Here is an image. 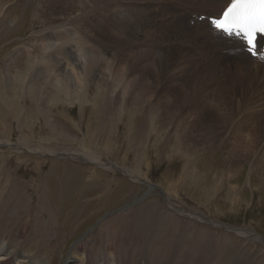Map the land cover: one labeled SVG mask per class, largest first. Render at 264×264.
Here are the masks:
<instances>
[{
    "label": "rangeland",
    "instance_id": "obj_1",
    "mask_svg": "<svg viewBox=\"0 0 264 264\" xmlns=\"http://www.w3.org/2000/svg\"><path fill=\"white\" fill-rule=\"evenodd\" d=\"M147 1L0 0V230L41 231L34 238H52L40 249L57 255L54 264H63L90 230L84 244L91 242L93 257L102 256L111 238L120 255L139 254L146 245L178 251L196 245V264H229L218 261L223 255L238 264H264L258 243L264 241V84L255 77L264 62L196 44L198 33L186 26L194 28L189 20L197 13H213L207 0H196L194 8V0ZM167 7L186 11L185 23L168 24ZM118 17L126 20L119 27ZM50 34L60 37L51 44ZM61 44L82 72L61 56ZM54 51L70 79L49 70L52 62H37ZM93 59L98 76L88 87ZM30 61L48 68L52 79L23 80ZM65 82L76 94L58 93ZM30 86L40 101L29 98ZM16 97L22 104L14 106ZM24 142L84 151L114 168L14 152L27 148ZM176 211L249 230L261 241Z\"/></svg>",
    "mask_w": 264,
    "mask_h": 264
},
{
    "label": "bare ground",
    "instance_id": "obj_2",
    "mask_svg": "<svg viewBox=\"0 0 264 264\" xmlns=\"http://www.w3.org/2000/svg\"><path fill=\"white\" fill-rule=\"evenodd\" d=\"M106 1V0H105ZM108 1V0H107ZM112 1V0H111ZM115 1H118V0H115ZM121 1V0H120ZM150 1V0H148ZM147 1V2H148ZM155 1V0H154ZM134 2V1H133ZM158 2V1H157ZM196 0L193 1L191 7L195 6L196 4ZM231 2V0H207L206 3H209L210 5H208V7H212V11L213 13L215 12V15L213 13H208V14H213V15H208L206 14L205 16H207V19H204L202 21L199 20V18L202 16V15H198L199 13L196 14V17L194 19H190L189 22H194V28H190L188 26H186L187 29H193L195 32H197L198 34H196V37L194 35L195 38H193V40L196 42V44L198 43H203L205 44L206 46L208 47H215V48H221V54H222V51H223V54L225 55H229L230 57H239L240 60L241 59H245L243 56H246V59H249L250 60V57L245 53V47L241 45V40H239L237 38V42L233 41V37L232 38H229V37H226L224 36L223 34H218V33H215L211 28H210V18H217L220 14H222L223 10L227 7V5ZM106 3V2H105ZM113 3V2H112ZM198 3V2H197ZM77 4V3H76ZM75 4V5H76ZM189 4V3H188ZM86 5V4H85ZM114 7H120L121 6V2H118V3H114ZM199 5V4H198ZM64 6V5H63ZM73 6V4H72ZM87 6V5H86ZM111 6V5H110ZM202 6H205V3H202ZM62 7V6H61ZM67 7V6H66ZM74 8V7H73ZM80 8V7H79ZM161 8H164V6H162ZM160 8V9H161ZM188 8V7H187ZM62 9V8H61ZM69 9V8H68ZM110 9V8H109ZM108 11L111 13L114 12L116 9L114 8L113 10H109ZM168 11L166 12V21L168 24H171L173 21H176V22H180V23H185V20H181V15L186 13V11L184 10H181L180 8L178 7H174V8H171L170 7H167L166 8ZM73 10V9H72ZM71 10V11H72ZM75 11L76 10V7L74 9ZM73 10V11H74ZM159 10V9H157ZM2 11V10H1ZM66 11V10H65ZM69 11V10H68ZM74 11V12H75ZM79 12V11H78ZM81 12V11H80ZM198 12V11H197ZM200 12V11H199ZM116 13V12H115ZM72 14V13H71ZM194 14V13H193ZM202 14V13H201ZM67 15V14H66ZM65 16V14L63 15ZM81 16V15H80ZM159 18V17H157ZM110 19V18H109ZM126 20L125 19H120V17H118V21L116 22L117 23V26L119 27V25L121 26V24L123 22H125ZM153 24V23H152ZM129 25V24H128ZM154 26V25H153ZM183 26V25H182ZM184 28V27H183ZM184 30V29H183ZM57 31V30H56ZM132 33H133V30H131ZM193 31V32H194ZM68 32V31H67ZM173 32V31H172ZM185 32V31H184ZM183 32V33H184ZM56 33V32H55ZM180 33V32H179ZM187 33V32H185ZM184 33V34H185ZM189 33V32H188ZM51 35V34H50ZM68 35V34H67ZM191 35V33H190ZM76 36V35H75ZM137 36V34H136ZM175 36V35H174ZM182 36V35H180ZM187 36V35H186ZM56 37H60V36H56ZM73 37V36H72ZM176 37V36H175ZM191 37V36H190ZM58 38H55L53 35L49 36L48 37V41L49 43H54V41ZM69 38V37H68ZM184 40V39H183ZM69 41L72 43V44H76L78 43L79 45V41H76L74 38H71L69 39ZM62 42V41H61ZM60 42V43H61ZM183 42V41H182ZM186 42V41H185ZM66 44V43H65ZM71 44V47L74 46ZM204 45V46H205ZM62 46V44H61ZM201 46L203 47V45L201 44ZM53 47V46H52ZM63 47V46H62ZM61 47V48H62ZM66 47V46H65ZM79 49V46H76L75 48ZM206 47V48H208ZM64 48V47H63ZM58 49V48H57ZM65 49V48H64ZM68 48H66L65 50H63L60 54L61 56H64V57H67V60L69 58V62L71 63V65H74V69H76L77 72L81 71L82 72V66L80 64H78V62L76 63V58L74 57V55H72L70 53V51L67 50ZM82 49V48H81ZM45 50V49H44ZM59 50V49H58ZM62 50V49H61ZM83 50V49H82ZM81 50V51H82ZM85 50V49H84ZM55 52V51H54ZM78 52V51H77ZM47 53V52H46ZM56 54L52 53L50 55H48L47 57L39 60L37 62H41L40 64H42L43 62L44 63H47V64H50L51 62L53 63L50 67L49 70H51L52 72L55 73V69L57 73H60L61 75L63 76H66V79H70V77L68 76V74H66V70H65V66L62 65L61 61L58 59V56L59 53L57 54V52H55ZM218 53V52H217ZM77 55V54H75ZM95 55V54H94ZM98 55V54H97ZM41 57V56H40ZM63 57V58H64ZM60 58V57H59ZM62 58V59H63ZM75 58V59H74ZM93 58V57H91ZM61 59V60H62ZM95 59V58H94ZM93 59V61H94ZM97 59V58H96ZM66 60V58H65ZM57 61V62H56ZM163 61V60H162ZM95 62V63H94ZM93 64L89 67L91 68V71H92V76L89 80H87V83H88V87H91L93 84H94V79L96 78V71H98V69H95L94 65L96 66V64H98L97 61H94ZM97 62V63H96ZM164 63V62H163ZM39 64V63H38ZM38 64H36L35 62H31L29 64H27L28 66V69L25 70V74H23V80L24 79H27V77L31 76L32 77V82L35 81L36 84L37 83H42L41 82V79H43L42 76H44V78H46V80H49L52 79L50 78V74H49V70L47 68V70H45L44 68L40 67ZM264 64V63H263ZM167 65V64H166ZM170 65V64H169ZM50 66V65H48ZM161 66V65H160ZM262 66V68H261ZM46 67V66H45ZM94 67V68H93ZM246 67V66H245ZM93 68V69H92ZM247 70V68H245ZM252 69V68H251ZM250 70V69H249ZM253 70V69H252ZM258 70H261L259 71L258 73ZM257 73H255V77L257 76V79L259 78V82H261V84L263 85L264 84V65H259V67L255 70ZM164 72V71H163ZM48 74V78H47V75ZM56 74V73H55ZM54 74V75H55ZM79 74V73H78ZM84 74V73H83ZM19 75V74H18ZM60 75V76H61ZM70 75V73H69ZM82 75V74H80ZM168 75V74H167ZM90 76V75H89ZM98 76V75H97ZM166 76V75H165ZM82 78V76H80ZM93 77V78H92ZM79 78V77H78ZM81 78V79H82ZM67 79V80H68ZM86 79V78H85ZM22 80V79H21ZM20 80V81H21ZM44 80V79H43ZM81 81V80H80ZM256 81V80H255ZM28 82V81H27ZM47 83V81H45ZM96 82V81H95ZM22 83V82H21ZM73 83V82H72ZM80 83H83V82H80ZM79 83V84H80ZM79 84L77 86H79ZM96 84V83H95ZM257 84V82H256ZM9 85V84H8ZM23 85V84H21ZM27 85V84H26ZM43 85V84H42ZM108 85V83H107ZM20 86V85H19ZM29 86V85H28ZM60 86V85H59ZM57 87L58 89V93L61 92V93H64L65 96H72V94H76L75 92H71L72 90H70L71 86L69 84H67L65 82V84L61 85V87ZM73 86V85H72ZM102 86V85H101ZM105 88H106V84L103 85ZM110 86V85H109ZM261 86V85H260ZM264 86V85H263ZM23 87V86H21ZM20 87V88H21ZM74 87V86H73ZM82 87V85H81ZM38 90L40 91V88L39 86L37 87ZM22 89V88H21ZM56 89V88H54ZM74 89V88H73ZM110 89V88H109ZM75 91V90H74ZM102 91V90H101ZM107 93H108V90H106ZM41 92V91H40ZM46 92V91H45ZM1 93V92H0ZM57 93V92H56ZM87 93V92H86ZM257 93V92H256ZM18 94V93H17ZM23 95L27 96V91H25L24 93H22ZM45 94V93H44ZM73 94V95H74ZM78 94V93H77ZM105 94V93H103ZM38 95V96H37ZM99 95V94H98ZM19 96V95H18ZM41 96V93H37L36 94V88L35 87H32L30 86L29 87V98L31 99H39V97ZM54 96V95H53ZM64 96V97H65ZM76 96V95H75ZM107 96V95H106ZM44 98V96H42ZM56 96H54L53 99H57ZM77 97H79V95H77ZM76 97V98H77ZM21 98V97H20ZM42 98V99H43ZM82 98V97H81ZM102 99L101 97H97V99ZM71 99V98H70ZM96 99V100H97ZM99 99V100H100ZM41 99H39L40 101ZM65 100V99H64ZM68 100V99H67ZM83 100V99H82ZM86 100V99H85ZM106 99H102L100 100L98 103H96L97 105H103L105 108L107 104H104L103 102L105 101ZM251 100V98H250ZM14 101V106L15 105H20V100H19V97H16ZM62 101V100H61ZM79 101V100H78ZM84 104H85V101H83ZM75 103V102H74ZM135 103V102H134ZM137 103V102H136ZM22 104V102H21ZM81 105H83V103L81 102L80 103ZM127 105V104H125ZM100 107V108H103ZM129 106V105H128ZM221 106V105H220ZM84 107V106H82ZM81 107V108H82ZM16 108V107H15ZM33 108V107H32ZM35 108V107H34ZM99 108V107H98ZM97 108V109H98ZM127 108V107H126ZM131 108V107H130ZM23 109V108H22ZM36 109V108H35ZM86 109V108H85ZM109 109V107H108ZM128 109V108H127ZM132 109V108H131ZM29 110V109H28ZM34 110V109H33ZM95 110V109H94ZM22 111V110H21ZM35 111V110H34ZM126 111V109H125ZM133 111V110H131ZM136 111V108L134 109V112ZM31 112V111H30ZM39 113V112H38ZM127 113V112H126ZM34 114V112L32 113ZM35 117V116H34ZM35 119V118H34ZM33 120V119H32ZM30 121V120H29ZM56 129V128H54ZM52 129V134L55 133V130ZM4 138V137H3ZM26 144V147L24 149V147H19V148H16L14 152H29V153H33V154H38V155H41L43 157L45 156H50V157H54V156H57L56 158H58V156H61V157H64V155L68 156V157H71V158H67V157H64V159H73L75 161H91L93 163H96L97 165L103 167L106 171H109V170H112L114 168V165H111V164H106L103 159H100L99 157H92L89 153H86L84 151H74L72 153H66L65 151H56L55 149L53 148H46V147H43L41 145H35V146H32V145H29L28 147V144L26 142H24ZM5 145V144H4ZM22 145V144H21ZM1 147V146H0ZM17 154H22V153H17ZM24 155V154H23ZM95 155V154H93ZM59 159V158H58ZM116 166V165H115ZM116 168H119V167H116ZM126 170V169H125ZM65 171V170H64ZM116 171V170H115ZM122 171V169H121ZM127 171V170H126ZM129 172V171H128ZM132 172V171H131ZM130 173V172H129ZM136 173H134L135 175ZM131 175V174H130ZM133 176V175H132ZM63 177V176H61ZM79 179V178H78ZM63 183V181H62ZM151 189V188H150ZM85 191V190H84ZM47 194V193H46ZM47 196V195H46ZM11 198V197H10ZM17 198V197H16ZM13 202V201H12ZM12 204V203H11ZM172 206V205H171ZM22 208V207H21ZM170 208H175V207H170ZM46 209V208H45ZM177 209V208H176ZM175 210V209H173ZM178 210V209H177ZM179 211V210H178ZM176 211V212H178ZM183 214L181 216H184L185 218H190V219H193V220H196V221H200L202 223H205L209 226H212L214 228H219V229H223L224 231H227L231 234H234V235H237L239 237H242L244 239H252L253 241L255 240L256 242H258V239L256 240V238L254 237V234L251 233L249 230H231V229H226L222 224H218L217 222H214V221H206V219H204L203 217L197 215V214H193V213H189V212H178V214ZM53 216H52V220L54 221H57V217L55 218V215L54 213H52ZM12 216V215H11ZM18 216V215H17ZM28 216H30L28 214ZM15 217V215H13V218ZM14 219H17V218H14ZM21 221V220H20ZM45 222V221H44ZM52 222V221H51ZM38 223V222H37ZM46 223V222H45ZM54 224V223H53ZM101 225V224H100ZM44 226V225H43ZM14 227V226H13ZM16 227V226H15ZM14 227V228H15ZM98 227V226H97ZM161 227V226H160ZM208 227V226H207ZM8 228V229H7ZM41 228V227H40ZM43 228V227H42ZM162 228V227H161ZM46 229V228H44ZM49 229V228H48ZM53 229V228H52ZM154 229V228H153ZM159 229V228H158ZM157 229V231H158ZM43 230V229H42ZM51 230V228H50ZM54 230V229H53ZM51 230V231H53ZM92 231L93 230H90L88 231L85 236L81 239V241L77 244V246L79 247H76L72 250L71 254L66 258V260L63 262V264H196L195 261H196V253L198 252L199 248L195 246H193L192 248H188V247H184V248H181L179 251L177 249H172V248H168V247H158V248H154L152 247L151 249H148V246L146 245L145 246V250L142 251L141 250V253H131L130 251L128 253H123V255H120V254H117L118 252L116 251V247L115 245L113 244V241L112 239L110 238V241L108 243V247L106 246V251L102 254V256L100 257H93L92 256V251L91 250V247L89 246L90 243H88L87 246H85L84 242H88V241H91L92 239ZM161 231V230H160ZM34 231L31 230L29 227L28 229H25L23 227H21L20 225L17 227V229H12V228H9L8 226L3 230L1 228L0 230V264H54V260H55V257L57 255L55 254H50L49 255H45V254H42V251L43 249H45V246L48 245L50 242H51V239H49V242L44 239V238H40V239H35L34 237H39L41 231ZM44 232V230H43ZM50 232V231H49ZM56 232V231H55ZM172 232V231H171ZM45 233V232H44ZM47 233V232H46ZM54 233V232H53ZM27 236L29 235L30 238H25L24 239V235ZM52 234V233H51ZM56 234V233H55ZM53 235V234H52ZM182 235V234H181ZM46 236V235H45ZM56 238L60 237V234H56L55 235ZM236 236V237H237ZM256 236V235H255ZM43 237V236H42ZM54 237V236H53ZM150 236L148 237V240H149ZM158 238V236H157ZM203 238V237H202ZM205 238V236H204ZM261 238V237H260ZM176 240V239H175ZM183 240V239H182ZM180 241L179 239V245H182L183 244V241ZM261 241V240H260ZM148 241H146L147 243ZM202 242V241H201ZM260 244L263 243V246H264V241H261V242H258ZM82 244V245H81ZM178 244V243H177ZM42 245L43 249L41 248L40 249V246ZM55 245V244H54ZM54 245H52L54 247ZM51 246V245H50ZM51 246V247H52ZM189 246V245H188ZM64 247V246H63ZM173 247V246H172ZM176 247V246H174ZM182 247V246H181ZM177 248V247H176ZM52 249V248H50ZM59 249V248H58ZM136 250V249H135ZM134 250V251H135ZM229 250V249H228ZM64 251V249H63ZM140 251V250H139ZM197 251V252H196ZM120 253V252H119ZM125 254V255H124ZM203 255V254H202ZM222 256V255H221ZM229 256V255H228ZM61 257V256H59ZM199 257V256H198ZM204 257V256H203ZM217 258V257H216ZM231 258V257H230ZM230 258H227L226 255H223L222 257H219L218 261H222V262H228L229 264H238L239 263V260H235V259H230ZM234 258V257H233ZM231 260V261H230ZM57 261V260H56ZM218 263V262H217ZM57 264V263H56ZM213 264H216L213 262ZM227 264V263H226Z\"/></svg>",
    "mask_w": 264,
    "mask_h": 264
},
{
    "label": "snow or ice",
    "instance_id": "obj_3",
    "mask_svg": "<svg viewBox=\"0 0 264 264\" xmlns=\"http://www.w3.org/2000/svg\"><path fill=\"white\" fill-rule=\"evenodd\" d=\"M210 28L226 37H236L243 42L253 57L264 62V54L258 55V37H264V0H231Z\"/></svg>",
    "mask_w": 264,
    "mask_h": 264
},
{
    "label": "water",
    "instance_id": "obj_4",
    "mask_svg": "<svg viewBox=\"0 0 264 264\" xmlns=\"http://www.w3.org/2000/svg\"><path fill=\"white\" fill-rule=\"evenodd\" d=\"M226 228V227H225ZM226 229H228V228H226Z\"/></svg>",
    "mask_w": 264,
    "mask_h": 264
}]
</instances>
